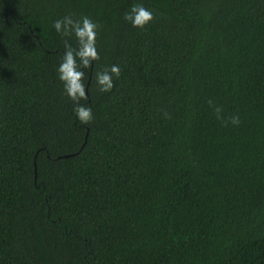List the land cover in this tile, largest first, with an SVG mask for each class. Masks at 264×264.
Listing matches in <instances>:
<instances>
[{
  "label": "trees",
  "instance_id": "trees-1",
  "mask_svg": "<svg viewBox=\"0 0 264 264\" xmlns=\"http://www.w3.org/2000/svg\"><path fill=\"white\" fill-rule=\"evenodd\" d=\"M132 2L0 0V264H264V0H142L143 28ZM66 14L121 68L89 73V124L55 72Z\"/></svg>",
  "mask_w": 264,
  "mask_h": 264
},
{
  "label": "clouds",
  "instance_id": "clouds-1",
  "mask_svg": "<svg viewBox=\"0 0 264 264\" xmlns=\"http://www.w3.org/2000/svg\"><path fill=\"white\" fill-rule=\"evenodd\" d=\"M154 17L152 9L145 7L142 0H133L123 13V19L134 28H143ZM52 28L60 37L74 38L75 44L63 39V55L55 67L57 79L62 82L64 94L73 102L75 118L83 124H89L93 119V108L88 103L91 95L89 87V73L95 76V82L100 92L111 91L114 87L113 77H119L121 68L118 64L101 65L96 68L100 60L97 47L99 24L88 15L74 17L66 14L52 21ZM84 69H89L85 79ZM87 87V92H86ZM84 101V103H81ZM211 104V101L209 102ZM214 111L219 117L221 109L216 106ZM232 124H239V117L232 116Z\"/></svg>",
  "mask_w": 264,
  "mask_h": 264
}]
</instances>
